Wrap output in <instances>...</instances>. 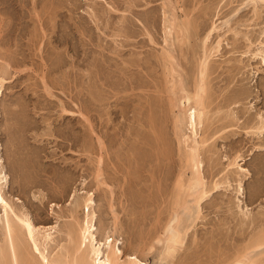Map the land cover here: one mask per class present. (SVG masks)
<instances>
[{"label":"rangeland","instance_id":"rangeland-1","mask_svg":"<svg viewBox=\"0 0 264 264\" xmlns=\"http://www.w3.org/2000/svg\"><path fill=\"white\" fill-rule=\"evenodd\" d=\"M141 1L0 0L3 192L41 233L51 232L45 250L49 257L63 250L67 227L83 217L76 201L93 193L99 235L114 232L125 254L146 263L159 261L163 243L157 239L175 213L172 192L179 169L174 113L165 109L162 58L163 49L173 47L164 41V0ZM171 2L179 14L199 22L200 31L189 38L184 56L176 52L191 91L201 40L212 22L219 30L205 46L209 50L221 43L218 51H210L213 73L205 79L213 122L205 146L210 151L204 148L201 154L208 196L198 217L190 198L191 211L175 207L183 215L179 225L191 215L183 226L189 228L163 264H228L238 253L250 255L251 264H264V245H253L264 233V134L253 128L259 116L264 119V63L255 55L264 43V2ZM240 89L249 94L235 104ZM228 102L235 111L230 125L224 120ZM215 105L225 108L215 112ZM148 108L166 117L157 127L167 161L155 160L152 147L142 144L149 136L143 126ZM223 122L228 126L221 129ZM135 133L138 140L130 138ZM130 146L140 159L136 164L127 161ZM231 160L236 165H228ZM217 181L216 192L211 187ZM2 214L0 208V246Z\"/></svg>","mask_w":264,"mask_h":264},{"label":"bare ground","instance_id":"bare-ground-1","mask_svg":"<svg viewBox=\"0 0 264 264\" xmlns=\"http://www.w3.org/2000/svg\"><path fill=\"white\" fill-rule=\"evenodd\" d=\"M252 1H256V0H252ZM259 1L264 2V0H259ZM131 3L134 4L135 3L134 0H132ZM164 3L166 4L164 5V7L165 6L167 7V10L163 8L164 9V14H163L164 20L162 22H164L163 24L164 33L167 34L166 36H164L165 37L164 41L165 43L166 42L168 43L169 41L170 47H173L172 49L170 48L168 50L163 49L162 51V58H163V61L165 62L164 68L166 70V81H167L166 88L168 87L167 88L168 94L166 92L167 104H166L165 109L167 111L169 110L170 112L172 111V113H174L172 127H173V131L175 135V141L178 144L177 146H178V152H179V159L177 163H178L179 169H178V172L176 173L177 175H175L176 179L174 182L173 192H172V194H174V199L172 201L171 206H174V207L173 208L171 207V208L175 209V213L171 215L167 225L165 226L164 230L161 232V237H158L160 239H157L163 243L161 247L162 249L160 252L159 261L146 263L144 262L143 259L139 258L138 255L136 254H125L121 248L122 242L118 237H116L114 232L105 231L106 233L104 235L102 236L99 235L100 233H99V228H98V223H97L98 220H97V214L95 211V201L93 198L94 197L93 193H87L86 196L84 197L82 196L81 198L82 200L79 199L80 202L76 201V205H75L76 209L77 207L81 205L83 217L81 220L74 219L75 221L69 224L66 230V241H67V244H65L66 246L65 247L63 246L64 248L61 252L59 251V253H55L53 255H50L49 257L47 254L48 251L45 252V250H46L47 242H49V240L51 241V232H48L49 230L48 231L46 230L47 232L41 233L40 230L35 227V225L30 220V218H28L27 215L18 213L15 210L16 207H14L13 204L10 201H8V199L4 195L3 188L7 180H6V173L4 171V167H3V164L1 162V157H0V208L3 211V214L1 215V223H2V231H3V246H0V264H163L164 261H168L169 259L173 257L175 250L177 249V245L182 243L184 239V235L187 233V230L189 228V225H186L185 227L183 226L188 223V220L190 222L191 215L187 218V221L184 220L183 222L184 224L181 222L182 223L181 224L182 226H181L179 225L181 215L179 216L180 212L178 213L175 207L191 211V207L193 206L191 205V207H189L190 202L188 198H190L192 199L190 201H192V203L194 202L198 207L197 214H196V217H198V214L200 212L199 206H201L200 203H202L203 200L208 196V192H209L208 189L204 188L205 181H204V176L202 174L204 161L202 160V157H201L203 149L205 148V146H207L206 145L208 141L207 137L211 133L210 131L211 126H213L212 117L210 115L211 103L209 102V100H207L208 93H206V90H207L206 84L208 83L207 81L205 83V79L210 75V72H212L213 70V69L211 70V67H209V64H208L210 55H211L210 51L212 50L218 51L221 41L219 40L220 42L217 44V46L214 44L215 46L214 45L211 46L209 50L206 48L207 46H205L206 42L208 43V39L210 35H212L214 31L219 30L218 26L212 22V26L210 25L211 28H209V30L206 31V33L204 34L205 36L201 40L203 43V46H202L203 52H202V55L198 57L199 61H198V64L196 65L197 72H195V74L197 75L195 76L196 78L194 82V89L193 91H191L190 87L187 85L184 79V75H183L184 70L182 69L183 65H181V62H179L181 60L178 59L179 56L177 57L176 55L177 53L178 54L180 53V55L182 54V56H184L183 53L186 51L187 46H189L188 44L189 38L191 37L190 39L192 40V36L195 35L196 32L200 31V30L199 31L197 30L199 22L196 23L194 22L195 20L194 21L190 20L189 19L190 17H188L189 15L188 16L185 15L186 12L183 14H179L180 12L178 13L176 11L177 7L175 8L171 0H164ZM130 4H129L130 9L128 7V10L132 9L131 8L132 6H130ZM262 33L264 34V31H262ZM261 44L262 46L258 49V52H257L258 54H255V55L260 56L261 61L264 63V46H263L264 43L261 42ZM194 49L195 48H193L192 50ZM255 55L253 56L255 57ZM133 66L135 67V65ZM97 76L98 75L93 73L90 78L95 82L97 81L96 80ZM188 81H189V78H188ZM2 83H3V78L0 75V96L2 93V85H3ZM243 90L244 89L242 90L240 89L239 91L236 92V95L234 98L235 104L238 102V100L248 97L249 92L248 93L246 91L243 92ZM224 100L227 101L228 98ZM229 102L230 104L234 105L233 103H231V101ZM229 102L226 103L225 105L227 107L226 109L228 110H226V113L224 116V120L226 121L228 120V122H226L227 124L229 123L228 125H230L231 121L235 119V117L233 116V114L235 113V111L233 110L235 105L230 106ZM222 103L223 102L221 101L220 104H217V103L216 104L221 106ZM220 106H216L218 108H216L215 112H219L221 109L223 111L225 107L222 108ZM162 107L164 109V105ZM175 108L178 110V113L177 111L176 112L174 111ZM154 112L148 108V113L146 115L147 117H145L146 119L144 120L143 126H145L146 129H149V136L147 139L142 138L143 139L142 144H146V145L148 144L149 146L152 147L153 151H151L152 153H149V154L151 155L154 152L155 154L154 156L156 157V159L155 158L153 159L158 160L160 162L162 160L167 161V158L169 159L168 149L166 145H163L164 142L161 139V135L159 132L160 129L157 127V126H161V125H158V123L160 124V122L163 121V119L165 120L166 117L165 115H161L160 117L156 116ZM162 114L164 113L162 112ZM230 117L231 118L233 117V118L230 119ZM133 119L136 121V118L133 117ZM222 119L223 117L221 118V120ZM224 124L225 122L221 124L222 125L221 129L228 126ZM253 128H255L256 130L255 132L258 131L259 133L260 131V134L261 132L264 134V119L262 116H259L258 124L257 126ZM199 129H200V132H202V135L199 132ZM214 129L216 128H213V130ZM127 133L126 135L130 134V133L128 134ZM162 133L163 132H161V134ZM131 135L132 137L130 138H134L138 140L137 139L138 136L136 133L131 134ZM133 148L130 146V149H129L130 153L128 154L129 160H127L128 163H131V164H134L136 160H140V159H137L138 157L136 158V153H135L136 151H134ZM204 150L209 153L210 147L208 150L206 148ZM138 154L137 156H139ZM150 161H152V159ZM236 162L237 161L232 162L231 160V163H228V165L229 164L231 166L236 165ZM128 166L130 167L129 164ZM99 171L100 170L97 169V173ZM96 176H98V174ZM211 188L213 189V191L217 192L218 181L213 182V185ZM110 207L112 208L111 204H110ZM74 212H75V209H74ZM75 215H73V217H75ZM29 245H31L30 248H32V251L36 253V256L34 255L33 252H31ZM253 245L254 247H258V248L264 245V233L261 234L257 238L256 242L253 243ZM152 248H153L152 245L149 246L148 252H150ZM249 249H250V246H249ZM242 252L245 254L244 251ZM249 256L250 255H248L247 257ZM37 257L38 259H40V261L37 260ZM247 257L245 255H242V254L240 255L238 253V255H235L232 261L228 264H251L248 261L249 259ZM253 262L254 261H252V263Z\"/></svg>","mask_w":264,"mask_h":264}]
</instances>
